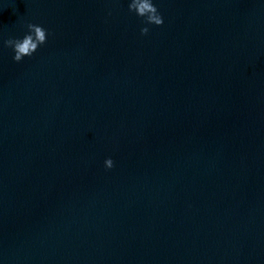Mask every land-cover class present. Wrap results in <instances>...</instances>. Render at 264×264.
Wrapping results in <instances>:
<instances>
[{"label": "water", "instance_id": "1", "mask_svg": "<svg viewBox=\"0 0 264 264\" xmlns=\"http://www.w3.org/2000/svg\"><path fill=\"white\" fill-rule=\"evenodd\" d=\"M153 2L0 3V264H264V0Z\"/></svg>", "mask_w": 264, "mask_h": 264}, {"label": "clouds", "instance_id": "2", "mask_svg": "<svg viewBox=\"0 0 264 264\" xmlns=\"http://www.w3.org/2000/svg\"><path fill=\"white\" fill-rule=\"evenodd\" d=\"M2 3V0H0ZM127 8L129 12H134L136 16L143 17L147 24L161 25L163 18L159 13L153 0H128ZM26 31L18 38H8L3 44L12 49V60L19 62L25 57L32 56L36 50L45 44L48 39V31L40 24L28 22ZM148 32V27H141L140 34ZM105 168H111L113 161L111 157H106L103 161Z\"/></svg>", "mask_w": 264, "mask_h": 264}]
</instances>
